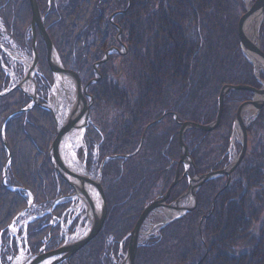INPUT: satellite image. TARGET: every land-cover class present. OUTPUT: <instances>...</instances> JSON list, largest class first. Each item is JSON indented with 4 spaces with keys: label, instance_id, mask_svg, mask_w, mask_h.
<instances>
[{
    "label": "trees",
    "instance_id": "trees-1",
    "mask_svg": "<svg viewBox=\"0 0 264 264\" xmlns=\"http://www.w3.org/2000/svg\"><path fill=\"white\" fill-rule=\"evenodd\" d=\"M36 1L62 65L82 73L83 83L94 77L92 65L109 47L120 48L113 23L122 30L120 39L126 54L112 52L98 66L99 82L88 87L94 99L90 110L94 125L87 130L88 165L94 164L92 153L101 140L99 159L133 153L144 127L166 114L147 128L134 157L106 162L102 187L107 213L103 227L64 263L118 264L119 250L125 251L128 243V238L122 241L123 237L133 229L144 207L164 194L174 177L180 157L176 138L180 123L213 121L222 86L243 84L259 88V80L264 79L262 70L258 71L259 80L255 78L252 63L240 49L238 21L246 11V0ZM118 11L124 12L111 20L110 16ZM30 22L28 0H0L4 34L28 57ZM260 45L264 52V18ZM36 52L40 78L35 76L34 80L39 101L44 103L52 73L39 34ZM2 59L10 65L4 54ZM17 75L22 76L19 66ZM9 82L0 65V91ZM251 97L252 93L246 90L228 93L215 130L185 132L183 140L194 163L188 169L192 177L228 164L235 111ZM29 102L30 98L19 89L0 98V243L4 247L0 264H8L7 258L16 251L6 227L27 207V191L35 199L34 206L42 210L55 190L50 184L57 174L48 159L55 137L51 113L34 106L26 113L11 115ZM247 145L245 157L231 177L215 178L200 187L193 212L165 225L157 236L140 242L134 264H264V107L247 129ZM234 147L239 153L238 141ZM179 172H184L182 165ZM187 186L183 175L169 201L177 199ZM37 221L27 231L32 253L39 252L47 235L46 228L40 229L43 220ZM73 229L74 226L70 232ZM60 243L61 240L52 239L47 249Z\"/></svg>",
    "mask_w": 264,
    "mask_h": 264
},
{
    "label": "water",
    "instance_id": "water-1",
    "mask_svg": "<svg viewBox=\"0 0 264 264\" xmlns=\"http://www.w3.org/2000/svg\"><path fill=\"white\" fill-rule=\"evenodd\" d=\"M28 2H29L30 10H31V22H30L31 62H30L28 74L27 73L24 74L22 81L12 85L10 88H7L1 91L0 98L7 95L14 89H19L30 98V102L27 104V106L24 109L21 110V112H28L34 106H38L44 110L49 111L52 114L54 122H55L56 132H55V139L53 140L52 145L50 147V153H49L50 160H51L54 170L58 173V175H60V177L64 181L69 183L73 187V189H75L78 195V192L75 186L73 185L72 181H70V178L75 179L78 177L77 175L70 173V171H68L67 167L64 166L62 162L63 157H62L61 150L63 148L62 147L63 141L67 137L66 135L67 126L64 124H60V122L58 121L56 110L52 109L51 105L49 106L48 104H42L39 102L37 91H36L37 87L34 82H32V87L30 91L24 90L22 87V83L26 81L31 82L32 72L33 71L36 72L37 70L38 59H37V52H36V35L38 32L41 40L43 41L45 45L47 63L53 75L54 85L52 87L51 92H53L56 89V78H55L56 74L66 76L70 79L71 86H69V88L65 90V92H67L65 93L67 100H64L65 103L62 107H73L71 101L68 100L70 97H72V99L75 101L78 107L82 108V120L79 125H80L81 130L84 131L86 124L88 123V121H90L89 119L90 104L89 103H91L92 101V97L86 93V87L88 86V84L94 83L100 79V73L98 71V66L107 60L108 55L111 51L117 52V49L115 48L109 49L108 51L105 52L103 58L99 62H95L93 64V71L95 73V77L91 79L87 83V85L83 86L80 81L79 76L75 72L66 70L61 64L58 54L49 36L46 33V28L44 26V16L40 13L36 0H28ZM263 10H264V0H254L253 3H251L246 8V12L244 13V15L242 16V18L240 19L238 23V36H239L240 49H241V52L252 62L254 71H256L258 65H260L261 68H263L264 70V52H262L259 47V44L257 42L258 40H257L256 32H253L254 38L250 39V37H248L245 33L244 25L247 19L250 18L254 14L258 15V18L260 19V22H261L262 17H263ZM118 32L120 33V29H118ZM0 50L4 51L1 46H0ZM0 61H1V56H0ZM255 77L258 79L257 76ZM234 90H247L253 93V98L250 101H246L240 104L236 110L234 126L239 128L240 134H241V139H240L241 149H240L239 154L222 170L210 171L206 174H197L194 177H191L188 174V172H185V175L187 176V179H188L189 191L184 192L183 195L179 197L178 199H176L173 203L169 205H166L164 203V199L168 197V191H167V193L164 195V197H162V199L153 200L150 204H148L141 212L131 232L127 235L129 237L127 249H126V253L124 254L123 260L121 261L120 264H133L134 263L135 254H136V250L138 247V239L141 235V227L144 221L146 220L148 214L151 211L157 208H162L165 211H168L169 217L164 216V221L159 223L160 227H164L168 223L182 217L183 215H185L186 212H190L192 209L196 207L197 205L196 193L204 182L208 180H212L217 177H222V176H227L229 178L231 173L236 169V167L240 164V162L244 158V155L247 149L246 130H247V126L250 124V121L246 122L245 120H243V113L246 110H252L253 111L252 119H255L258 116L260 109L264 106V83L261 84V88L259 89H254L247 85H234V86L225 85L222 87L219 93L218 99H217L218 110H217L216 118L213 122L206 124V125H200V124L191 123V122L183 123L178 132V139H179L178 143H179V147L181 150L180 163L182 162L186 166L190 164L193 166V161L187 152L186 145L183 142V135L185 131L188 129H195L198 131L209 132L215 129L221 117L224 97L228 92L234 91ZM85 98H88L90 102L89 103L86 102ZM55 107H57V103ZM234 126H233V129L235 128ZM2 140L5 144L3 133H2ZM231 144H233L232 139L230 140V145ZM135 153L136 152H134L133 154ZM131 156L132 154L128 156H122V158L126 160L127 158ZM108 158L109 157H106L105 160ZM102 164H103V161H102ZM100 171L96 179L90 178L88 176L83 177L85 178L84 179L85 181H87L88 183H91L94 186L95 191L99 198V206L97 207L98 208L97 210H96V207H94L89 213L88 210L85 208L86 215L84 216L85 223H84L83 228L81 229L80 226H77L75 232L72 234L71 237L66 236L64 239V242L59 247L53 250H50V251L42 250L39 254H35V255L28 254L27 256L24 257L22 256L23 255L22 249L21 247H19L18 255L11 262V264H45V263L62 264L64 262L69 261V259L77 251H79L82 247L87 245L92 239H94L97 236V234L102 229V226H103V223L106 217V199H105L104 191L100 184L101 182ZM175 176L176 177L171 182L169 189L178 182L177 174ZM8 188L11 190L19 189V188H12V187H8ZM79 193L84 194L83 189H81ZM184 196L189 197L190 203H189V206L182 208V206H180V201L182 197ZM30 199H32L31 195H30ZM78 199L80 200V204H81L80 196L78 197ZM81 230L84 231L85 233L78 236L79 231Z\"/></svg>",
    "mask_w": 264,
    "mask_h": 264
},
{
    "label": "rangeland",
    "instance_id": "rangeland-1",
    "mask_svg": "<svg viewBox=\"0 0 264 264\" xmlns=\"http://www.w3.org/2000/svg\"><path fill=\"white\" fill-rule=\"evenodd\" d=\"M50 1V3L49 4H51V2H52V0H49ZM254 1V0H253ZM253 1L251 2V3H253ZM37 2V1H36ZM250 3V0H246V2H245V4H246V8L251 4ZM38 5V4H37ZM30 7V6H29ZM129 7V5H127V7H126V9L124 10V11H126L127 10V8ZM124 11H118V12H115V13H113L111 16H110V18H111V20H112V17L114 16V15H116V14H119V13H122V12H124ZM264 11V10H263ZM246 12V11H245ZM41 13V12H40ZM43 15V14H42ZM244 15V14H243ZM242 15V16H243ZM44 16V20H45V15H43ZM242 16L240 17V19L242 18ZM263 18H264V15H263V17H262V20H261V22H259V26H257L256 28H255V32H256V35H257V42H258V44H259V47H260V49H261V45H260V31H261V26H262V22H263ZM240 19H239V21H240ZM239 21H238V23H239ZM113 25H114V27H115V29H117V34H116V41H117V43H118V45L120 46V48H116V47H109L106 51H108L109 49H111V48H115V49H117V52L116 51H111L110 53H109V55L112 53V52H116L117 54H120V55H125L126 54V46H125V44H123L122 42H121V39H120V35H121V32H122V30L120 29V27L119 26H117L116 24H114L113 23ZM45 26V25H44ZM30 27V26H29ZM118 29H120V33L118 32ZM46 33H47V30H46ZM37 34H38V32H37ZM31 35V34H30ZM47 35H48V33H47ZM49 36V35H48ZM254 38V34L253 33H251L250 34V38ZM50 38V37H49ZM36 39H37V35H36ZM52 42V41H51ZM53 44V43H52ZM0 46L2 47V49L4 50V51H2V50H0V56H1V61H0V65H1V67H2V69H3V71L9 76V78H10V82H9V85L5 88V89H7V88H10L12 85H14V84H16V83H18V82H20L21 81V79L23 78V76H24V66H23V64L22 63H20V62H18V61H16L15 59H14V57L15 56H17V57H19L20 59H22V60H25V61H28V62H31V56L30 57H28L24 52H22L19 48H18V46H17V44L15 43V42H13V40H11L10 38H8V36L7 35H5L4 34V27H3V25L0 23ZM105 51V52H106ZM261 51H262V49H261ZM263 52V51H262ZM2 54H4L6 57H7V59H8V61H9V64L10 65H5L4 64V62H3V59H2ZM105 54V53H104ZM109 55H108V57H109ZM104 56V55H103ZM103 58V57H102ZM101 58V59H102ZM100 59V60H101ZM99 60V61H100ZM107 60H108V58H107ZM106 60V61H107ZM249 60V59H248ZM98 61V62H99ZM105 61V62H106ZM250 61V60H249ZM61 62V61H60ZM104 62V63H105ZM251 62V61H250ZM252 63V62H251ZM62 64V63H61ZM94 64V63H93ZM102 64V63H101ZM253 65V64H252ZM18 66L21 68V71H22V76L19 78L18 77V75H17V73H18ZM64 67V66H63ZM65 68V67H64ZM66 69V68H65ZM92 69H93V65H92ZM66 70H68V69H66ZM259 70H262L263 71V73H264V70H263V68H261V66L260 65H258L257 66V69H256V71H255V76H257L258 77V71ZM17 71V72H16ZM69 71H72V72H75L78 76H79V78H80V81H81V83H82V85L83 86H85V85H87V83L91 80V79H89L87 82H85V83H83V79H82V73H80V72H78V71H73V70H70L69 69ZM98 71H99V69H98ZM94 72V71H93ZM100 73V72H99ZM35 75L34 76H39V75H37L38 74V64H37V70H36V72L34 73ZM94 77H95V73H94ZM93 77V78H94ZM39 78H40V76H39ZM92 78V79H93ZM100 78H101V74H100ZM256 78V77H255ZM257 79V78H256ZM100 80V79H99ZM99 80H97L96 82H94V83H97V82H99ZM257 80H259V77H258V79ZM35 81V80H34ZM36 83V82H35ZM54 83V81H53V76H52V83H51V85H50V87H49V89H48V92H47V98L45 99V102L44 103H42V104H48L49 106L51 105H53V107H55V105H56V102H54L55 101V97H56V94L54 93V92H51V90H52V87H53V84ZM94 83H91V84H88V86L86 87V93L88 94V95H90L91 97H92V101H91V103H89L90 101H89V99L88 98H85L86 99V102H88L89 104H90V106H89V116H90V110H91V108H92V106H93V104H94V99H93V96L90 94V93H88V87L90 86V85H92V84H94ZM259 83H260V87L259 88H261V84L262 83H264V79L263 80H259ZM227 85H232V84H227ZM241 85H243V84H241ZM225 86V85H224ZM234 86V85H233ZM248 86V85H247ZM36 87H37V83H36ZM223 87V86H222ZM250 87H252V86H250ZM252 88H254V87H252ZM259 88H254V89H259ZM5 89H3V90H5ZM27 91H30L31 90V88L28 86L27 88ZM38 89V88H37ZM222 89V88H221ZM221 89H220V91H221ZM2 90V91H3ZM14 90H16V89H14ZM13 91V90H12ZM11 91V92H12ZM37 91V90H36ZM220 91H219V93H220ZM234 91H238V90H234ZM247 91V90H246ZM1 92V91H0ZM230 92H232V91H230ZM230 92H228V93H230ZM251 92V91H250ZM228 93L226 94V95H228ZM252 93V92H251ZM9 94V93H8ZM226 95H225V97H226ZM6 96V95H5ZM37 96H38V93H37ZM218 96H219V94H218ZM4 97V96H3ZM225 97H224V100H225ZM2 98V97H1ZM253 98V93H252V97H251V99ZM38 99H39V96H38ZM217 99H218V97H217ZM250 99V100H251ZM250 100H248V101H250ZM40 102V101H39ZM246 102V101H245ZM243 103V102H242ZM241 103V104H242ZM223 104H224V101H223ZM27 106V105H26ZM26 106H24L23 108H21V109H19V110H16V111H14L11 115H13V114H17V113H20L21 112V110L22 109H24ZM264 107V106H263ZM262 107V108H263ZM238 108V107H237ZM261 108V109H262ZM261 109H260V111H261ZM217 110H218V104H217ZM222 110H223V107H222ZM237 110V109H236ZM30 111V110H29ZM47 111V110H46ZM49 112V111H48ZM21 113H23V112H21ZM24 113H26V112H24ZM222 114V113H221ZM252 114H253V111L252 110H246L244 113H243V120H245L246 122H248V121H250V124L247 126V129L249 128V126L258 118V116H259V114H260V112H259V114H258V116L255 118V119H252L253 118V116H252ZM52 115V114H51ZM217 115V114H216ZM164 116H166V114H164V115H162L161 117H159L156 121H154L153 123H150V124H147L145 127H144V131L142 132L143 134H142V136H141V142H142V140H143V135H144V133H145V131L147 130V128H149L151 125H153L154 123H157L158 121H161V119L164 117ZM173 117H174V120L177 122V115L174 113V115H173ZM235 117H236V111H235ZM52 118H53V116H52ZM216 118V117H215ZM221 118V117H220ZM90 119V121H88V123L86 124V129H85V131L83 132V138H82V142H81V144H78L77 145V148H76V151H75V156H76V160L78 161V162H80L81 163V165H83L84 166V171H85V174L88 176V177H90V178H93V179H96L97 177H98V175H99V171H100V173H101V175H100V178H101V182H100V184H101V187H102V183H103V169H104V165L106 164V162H108L109 160H111V159H115V158H120L122 161H124V159L122 158V156H128V155H131L132 154V156L131 157H134L137 153H138V151H139V149H140V147H141V142H140V144H139V146H138V148L134 151V152H136L135 154H133V153H130V154H127V155H110V156H106V157H109L108 159H106L105 160V158L106 157H103L102 159H99V150H100V144H101V142H102V140L101 141H99V142H97V144H95V149H94V154L92 153V160L94 161V164L93 165H88L87 164V143H88V139L90 138H88V133H87V130H88V128L90 127V126H92V124L94 125V123H92V120H91V118H89ZM215 120V119H214ZM213 120V121H214ZM235 120V119H234ZM53 121H54V119H53ZM213 121H211V122H213ZM125 123H126V121H124ZM211 122H209V123H211ZM219 122H220V120H219ZM219 122H218V124H219ZM179 123V122H178ZM184 123H188V122H184ZM191 123H195V122H191ZM209 123H207V124H209ZM183 123H180V128H181V125H182ZM197 124H199V123H197ZM218 124H217V126H218ZM200 125H206V124H200ZM217 126L215 127V129L217 128ZM233 126H234V121H233V123H232V129H231V134H230V138H229V150H228V152H229V162H228V164L239 154V153H235V142L236 141H238L239 143H240V139H241V134H240V130H239V128L238 127H236V126H234L235 128L233 129ZM54 127H55V122H54ZM56 128V127H55ZM94 129H96V127H93ZM180 128H179V130H180ZM215 129H213V130H215ZM179 130L177 131V133H176V138L178 139V132H179ZM188 130H193V129H188ZM188 130H186L185 132H187ZM195 130V129H194ZM212 130V131H213ZM55 132H56V129H55ZM202 132H205V133H208V132H206V131H202ZM209 132H211V131H209ZM185 134V133H184ZM183 137H184V135H183ZM54 139H55V137H54ZM53 139V140H54ZM234 140L233 141V144H231L230 145V140ZM178 141H179V139H178ZM53 142V141H52ZM183 142H184V140H183ZM83 143V144H82ZM185 144V143H184ZM51 145H52V143H51ZM51 145H50V147H51ZM178 145H179V143H178ZM240 146H241V144H240ZM248 146V145H247ZM50 147H49V150H48V159H49V162H50V164H51V166H52V163H51V160H50V155H49V153H50ZM187 147V146H186ZM179 149H180V147H179ZM187 151H188V148H187ZM246 151H247V149H246ZM240 152V151H239ZM189 153V152H188ZM180 154H181V150H180ZM246 154V153H245ZM111 156H113V157H111ZM189 156H190V154H189ZM131 157H129V158H131ZM191 157V156H190ZM244 157H245V155H244ZM129 158H127V159H129ZM192 159V158H191ZM243 160V159H242ZM102 161H103V164H102ZM193 161V160H192ZM9 162H10V157L8 156V158H7V160H6V162H5V164H4V167H3V172H4V177H6V170H7V168H8V166H9ZM242 162V161H241ZM227 164V165H228ZM183 166V168H184V172L181 174L180 172H179V167L180 166ZM239 166V165H238ZM237 166V167H238ZM53 167V166H52ZM189 167H194V163H193V166L190 164V165H188V166H186L185 164H183L182 162L180 163V157H179V159L177 160V163L175 164V167H174V177H173V179L176 177L175 175L177 174V177H178V182L181 180V178L183 177V175L184 176H186L185 175V172H188V169H189ZM236 167V168H237ZM54 169V168H53ZM55 171V170H54ZM56 172V171H55ZM56 174H57V176H55L54 177V181L52 182V184H50L51 186V188H55V190H54V192L52 193V195H51V200H48V202L44 205L45 207L41 210H38V208H36L35 206H34V201H35V199H34V197H33V195L31 194V192H29V191H27V195H28V204H27V207L25 208V209H23V210H21V211H19L14 217H13V219L11 220V222L8 224V226L6 227V231L9 233V235H10V237H11V239H14V242H15V246H16V251H15V253H14V256L13 257H8L7 259H8V264H11V262L15 259V257L18 255V250H19V247H21V249H22V253H23V255L22 256H27L28 254L30 255H35V254H39L42 250H44V251H50V250H53V249H55V248H57V247H59L63 242H64V239H65V237L66 236H68V237H71L72 236V234L75 232V230H76V228H77V226H80V228L82 229L83 228V226H84V223H85V215H86V209H85V207L84 206H82V205H80V200L78 199V195H77V193H76V191H75V189H73V187L69 184V183H67L66 181H64L61 177H60V175H58V173L56 172ZM188 174H189V172H188ZM190 175V174H189ZM191 176V175H190ZM192 177V176H191ZM194 177V176H193ZM186 178H187V176H186ZM173 179H172V181H173ZM171 181V182H172ZM177 182V183H178ZM176 183V184H177ZM187 183H188V179H187ZM205 183V182H204ZM203 183V184H204ZM171 184V183H170ZM170 184H169V186L167 187V189H166V191L164 192V194H162V195H160V196H157L154 200H156V199H162V197H164V195L167 193V191H168V196H170V192L172 191V188H174L175 186H176V184L173 186V187H171L170 189H169V187H170ZM202 184V185H203ZM201 185V186H202ZM69 188H68V187ZM200 186V187H201ZM8 188V187H7ZM9 189V188H8ZM102 189H103V187H102ZM200 189V188H199ZM198 189V190H199ZM17 190V189H16ZM103 191H104V189H103ZM198 192V191H197ZM197 194V193H196ZM30 195H31V198L32 199H30ZM105 195V194H104ZM183 194H181L179 197H181ZM178 197V198H179ZM177 198V199H178ZM197 198V197H196ZM106 199V198H105ZM176 200V199H175ZM175 200H173V201H169V197H167L166 199H164V203L166 204V205H169V204H171V203H173ZM153 201V200H152ZM151 201V202H152ZM150 202V203H151ZM30 203V204H29ZM149 203V204H150ZM189 203H190V200H189V197L188 196H184V197H182V199H181V201H180V206H182V208H185V207H187V206H189ZM197 206V205H196ZM32 207V208H31ZM31 208V209H30ZM57 208V210H56V212H57V214H59V213H61V211H63V212H65L64 213V215H65V217L64 218H60L59 219V221L61 220L62 222V224H61V226H62V234H59V229H60V226H59V224L60 223H58L59 221L58 220H56V219H52L51 217H50V215H51V213H52V211L53 210H55ZM145 208V207H144ZM36 209V211H31V210H35ZM196 209V207L194 208V209H192L190 212H186L185 213V215L186 214H188V213H191V212H193L194 210ZM27 210H29V212L28 213H26V211ZM38 210V211H37ZM143 211V210H142ZM106 213H107V206H106ZM185 215H183V216H185ZM164 216H166V217H169V213H168V211H165L164 209H162V208H157V209H155V210H153V211H151L149 214H148V216H147V218H146V220L144 221V223H143V225H142V227H141V235H140V237H139V239H138V247L140 246V242H144V241H146L147 239H149L150 237H154V236H157V234H158V232H159V230L162 228V227H160L159 226V223L160 222H162V221H164ZM182 216V217H183ZM209 216V214L208 215H203L202 216V218H206V217H208ZM106 218V217H105ZM181 218V217H180ZM37 220H43V224L40 226V229L41 228H46V229H48V226H46V224L47 225H49V227L50 228H52V229H54V233L55 234H48V230H47V235H46V240H45V242H44V244L42 245V246H40V248H39V252H37V253H32V252H30L31 251V247H32V242L30 243L29 242V239H28V236H27V231H28V227H29V225L31 224V223H33L34 221H37ZM138 220V219H137ZM41 221H37V223H40ZM75 222V225H73V223ZM105 222V221H104ZM171 223V222H170ZM104 224V223H103ZM136 224V223H135ZM135 224H134V226H135ZM169 224V223H168ZM72 226H74V229H73V231H71L70 232V228L72 227ZM103 227V226H102ZM3 231H1V233H2ZM131 232V231H130ZM129 232V233H130ZM128 233V234H129ZM127 234V235H128ZM125 236V237H123V239H122V241L123 240H125L126 238H128L129 239V237L128 236ZM11 239H10V244L12 245V242H11ZM52 239L53 240H61V243L59 244V245H57L56 247H54L53 249H47V247H48V244H49V242L50 241H52ZM93 240V239H92ZM91 240V241H92ZM122 241L120 242V245H121V243H122ZM29 242V243H28ZM20 244V245H19ZM128 244V243H127ZM10 245V246H11ZM85 247V246H84ZM84 247H82V248H84ZM138 247H137V249H138ZM0 248H2V249H0V252H1V250L3 251V249H4V247L2 246V244L0 243ZM81 248V249H82ZM121 248V247H120ZM80 249V250H81ZM127 249V248H126ZM79 250V251H80ZM79 251H77L73 256H75ZM136 252H137V250H136ZM126 253V250L125 251H123L122 249H120L119 250V253H118V256L120 257V260L118 261V264H120L121 263V261L123 260V257H124V254ZM8 254V253H7ZM72 256V257H73ZM71 257V258H72ZM135 257H136V254H135ZM70 258V259H71ZM70 259H69V261H70ZM135 260V259H134ZM0 261H1V258H0ZM68 262V261H67ZM67 262H64V263H67ZM64 263H62V264H64ZM134 264V263H133ZM197 264H200V262H198Z\"/></svg>",
    "mask_w": 264,
    "mask_h": 264
},
{
    "label": "bare ground",
    "instance_id": "bare-ground-1",
    "mask_svg": "<svg viewBox=\"0 0 264 264\" xmlns=\"http://www.w3.org/2000/svg\"><path fill=\"white\" fill-rule=\"evenodd\" d=\"M263 15H264V11H263ZM259 22H260V19L258 18L257 14H254L250 18L247 19V21L244 25V30H245V33L248 37H250L251 33L255 32V27L257 25H259ZM250 39H253V37ZM14 59L23 64L24 74H26V73L28 74L30 62L22 60L17 56H15ZM34 73L35 72L33 71L32 76H31V80H32L31 82L26 81V82L22 83V87L24 90L27 91L26 88L28 86L31 88L32 82L35 83V81H34V77H35L34 75L35 74ZM55 78H56V89L53 92L57 95L55 98V101H54L57 103V107H53V105H52L51 108L56 110L58 121L60 122V124H64L67 126L66 127L67 137L63 141V145H62L63 148L61 150L62 151V157H63L62 162H63L64 166L67 167L68 171H70V173L77 175L78 178H75V179L70 178V181H72L73 185L75 186V188L78 192V195L81 198V204L80 205L84 206L88 210V212L90 213V211L94 207H96V210L98 209L97 207L99 206V198H98V195L95 191L94 186L91 183H88L87 181L84 180L85 178H83V177H87V175L83 171L84 166L81 165V163L76 160V156H75V151H76L77 145L81 144L82 138L84 135L83 132L86 129V127H85L84 131H82L80 128V125H79L81 123V120H82V108L78 107V105L75 103V101L72 99V97H70L68 100L71 101L73 107H62L65 103L64 100H67V97L65 94L67 92H65V90H67L69 88V86H71V81L68 77L63 76V75H58V74H56ZM22 79H21V81H22ZM89 118H90V116H89ZM246 132H247V130H246ZM232 141H234V140H232ZM187 152H189V151H187ZM188 154H190V153H188ZM240 164H241V162H240ZM226 166H224L223 168H225ZM223 168L217 169V170H212V171L222 170ZM208 172H210V171H208ZM222 177H225V176H222ZM230 177H231V175H230ZM217 178H219V177H217ZM81 189H83L84 194L79 193V191ZM186 191L187 192L189 191V185L187 186ZM168 197H170V196H168ZM84 233L85 232L81 230V231H79L78 236L82 235ZM45 264H48V263H45Z\"/></svg>",
    "mask_w": 264,
    "mask_h": 264
},
{
    "label": "flooded vegetation",
    "instance_id": "flooded-vegetation-1",
    "mask_svg": "<svg viewBox=\"0 0 264 264\" xmlns=\"http://www.w3.org/2000/svg\"><path fill=\"white\" fill-rule=\"evenodd\" d=\"M31 208H32V207H31ZM31 208H30V209H31ZM56 210H57V208H56L55 210L52 211L50 217H51L52 219H56V220L59 221L60 218L62 219V218L65 217V215H64L65 212L61 211V213L57 214ZM61 222H62L61 220L58 222V223H60V224H59V226H60L59 234H62V233H61V232H62V226H61L62 223H61ZM46 226H48V229H47V230H48V234H49V233H50V234H55V233H54V229L50 228L49 225H47V224H46Z\"/></svg>",
    "mask_w": 264,
    "mask_h": 264
}]
</instances>
